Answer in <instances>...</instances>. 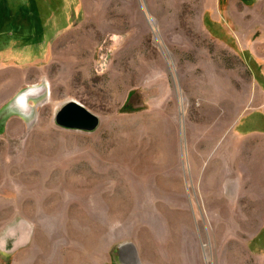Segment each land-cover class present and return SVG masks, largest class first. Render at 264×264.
Instances as JSON below:
<instances>
[{
	"label": "rangeland",
	"instance_id": "obj_1",
	"mask_svg": "<svg viewBox=\"0 0 264 264\" xmlns=\"http://www.w3.org/2000/svg\"><path fill=\"white\" fill-rule=\"evenodd\" d=\"M18 1L0 264H264V140L237 147L264 133V0ZM72 100L95 131L57 125Z\"/></svg>",
	"mask_w": 264,
	"mask_h": 264
},
{
	"label": "crops",
	"instance_id": "obj_2",
	"mask_svg": "<svg viewBox=\"0 0 264 264\" xmlns=\"http://www.w3.org/2000/svg\"><path fill=\"white\" fill-rule=\"evenodd\" d=\"M19 4L18 0H0V22L1 20H4V23H10L9 20H12V17H14L16 11H17V5ZM2 23V22H1ZM0 23V24H1ZM10 27V25H7ZM4 70L3 68L0 69ZM259 120H261V123L264 125V112L262 113V116H259ZM262 126V125H261ZM255 134V135H254ZM238 138H240V143L238 144V156H239V167L242 166V164L252 166L257 163V152H256V145H252L251 142L257 141V137H260L262 140H264V133H252V134H246V133H240L237 135ZM243 141V144H242ZM243 147V148H242ZM254 177L249 176L247 181L253 180ZM241 182V179H240ZM264 195V194H261ZM257 196V195H256ZM254 196L252 194H248V198H251V202L253 204H264V198H259L260 196ZM258 198V199H257Z\"/></svg>",
	"mask_w": 264,
	"mask_h": 264
},
{
	"label": "water",
	"instance_id": "obj_3",
	"mask_svg": "<svg viewBox=\"0 0 264 264\" xmlns=\"http://www.w3.org/2000/svg\"><path fill=\"white\" fill-rule=\"evenodd\" d=\"M55 121L62 128L87 132L95 131L100 125V119L97 115L81 103L73 100L59 109Z\"/></svg>",
	"mask_w": 264,
	"mask_h": 264
},
{
	"label": "bare ground",
	"instance_id": "obj_4",
	"mask_svg": "<svg viewBox=\"0 0 264 264\" xmlns=\"http://www.w3.org/2000/svg\"><path fill=\"white\" fill-rule=\"evenodd\" d=\"M26 98H27V95H24V96H23V101L26 100Z\"/></svg>",
	"mask_w": 264,
	"mask_h": 264
}]
</instances>
